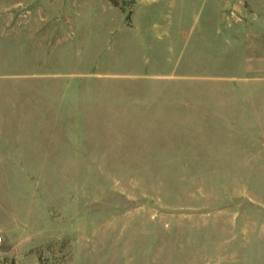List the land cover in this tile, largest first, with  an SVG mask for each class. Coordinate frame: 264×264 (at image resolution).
Listing matches in <instances>:
<instances>
[{"label":"rangeland","instance_id":"374dc122","mask_svg":"<svg viewBox=\"0 0 264 264\" xmlns=\"http://www.w3.org/2000/svg\"><path fill=\"white\" fill-rule=\"evenodd\" d=\"M0 264H264V0H0Z\"/></svg>","mask_w":264,"mask_h":264}]
</instances>
